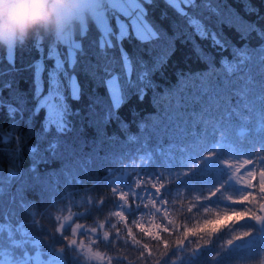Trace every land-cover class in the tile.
Wrapping results in <instances>:
<instances>
[{
	"label": "snow or ice",
	"instance_id": "6c2138e0",
	"mask_svg": "<svg viewBox=\"0 0 264 264\" xmlns=\"http://www.w3.org/2000/svg\"><path fill=\"white\" fill-rule=\"evenodd\" d=\"M51 6L63 23L59 31L37 32L27 41L36 57L17 67L23 41L0 57L6 65L0 67V109L11 128L0 127V144L11 161L6 172L0 170V264H195L205 250L210 264H229L236 255H246V264L258 259L264 264V0L260 6L244 0L245 14L255 19H245L229 0H67ZM158 8L160 23L150 15ZM169 8L180 21L170 19ZM226 32H235L241 46ZM253 33L259 40L255 48L247 43ZM181 37L207 64V71L177 77L175 107L199 106L190 113L191 131L181 129L178 143L153 150L149 141L158 133L145 134L148 125L140 122L141 135L127 136L138 144L135 151L121 153L116 166L92 177L85 162L91 164L92 154L119 139L108 134L111 123L127 132L130 121L120 110L133 96L142 102L148 90L155 91L154 77L163 73ZM197 37L221 52L230 49L232 58L222 57L216 68ZM133 41L130 54L125 43ZM21 71L31 73L29 90L19 87ZM82 78L95 86L90 94ZM85 97L84 108L74 107ZM22 128L36 141L27 149L32 159L27 169L16 163L25 148L23 133L17 135ZM55 161L61 162L59 170L40 172L41 164ZM193 173L202 181L216 176V183L182 182ZM59 174L91 187L79 201L61 195L59 215L49 216L25 193L46 191L48 179ZM17 209L23 220L16 218ZM229 214L236 219L222 231L217 221ZM45 217L48 225L41 223ZM89 219L90 224L80 223ZM77 237H87L88 244Z\"/></svg>",
	"mask_w": 264,
	"mask_h": 264
},
{
	"label": "trees",
	"instance_id": "16d2710c",
	"mask_svg": "<svg viewBox=\"0 0 264 264\" xmlns=\"http://www.w3.org/2000/svg\"><path fill=\"white\" fill-rule=\"evenodd\" d=\"M232 4L233 8H235L240 15L244 16L245 19H255V17H248L244 12V0H229ZM253 2L257 5H261V0H253ZM163 4H161V8ZM161 9H155L150 13L151 18L155 20L157 23H160L159 16H160ZM168 16L171 20L180 21L179 16L172 10L168 9ZM115 22L113 21V24ZM90 32L89 35L91 37H95L96 30L92 26L91 22H89ZM186 28V25L180 22L179 30H183ZM38 32H52L55 33V25H49L47 30L40 28L37 29ZM190 31V29H189ZM228 38L232 41V43L237 44V46H241L243 42L238 40L237 35L235 32H226ZM29 40V39H28ZM27 40V41H28ZM26 41V46L23 49L18 48L16 52V64L17 67H22L27 65L33 58L36 57V52L31 49L30 42ZM196 43L200 45L206 52H210L215 58V66L216 68H220L221 66V59L222 57H228L231 59V50L227 51H219L217 49H213L209 47V42L207 40H200L198 37L196 38ZM249 47H257L259 44V40L256 38L255 33L247 41ZM125 47L129 51L130 54H133L136 49V44L133 41L132 43H125ZM177 51L171 57L168 62V65L163 70V73H157L154 77L156 84L158 87L153 90H148L147 94L142 102L138 101L135 96L126 104L121 110L120 115L124 118L125 121H130L129 128L127 132L122 131L121 128L118 126L117 122H113L108 127L107 131L109 135L115 134L119 139L115 142L108 143L106 142L103 148L100 150L99 154H92V163L87 164L85 162L84 166L89 169V174L92 177L96 176H103V168L109 167L111 165H116L118 160L116 159L121 153L128 152V151H135L138 147L136 143H129L127 141L128 135H137L140 136V130L138 128V123L143 122L148 125V128L145 130V134H149L152 129H155L158 135H153L151 140L149 141V147L155 150L156 147H162L167 149L168 145L171 143H178L180 136H181V129L185 131H191V116L190 113L195 109L199 111V106H192V105H185V107L177 109L175 107L176 99L180 95L179 89L180 85L178 84L177 77L180 73H198L207 71V64L200 60L195 52L193 51V47L191 43H186L184 37H181L176 44ZM93 52L95 50L93 49ZM5 54V47L0 46V57H3ZM113 55L119 57V52L116 51ZM5 64H0V67H5ZM19 87L23 90H29L32 84L31 73L26 71H21L19 76ZM83 80V78H82ZM83 84L85 89L90 94L91 91L95 88L90 80L84 79ZM101 95H106L104 88L96 89ZM187 91V89H185ZM158 97V102L153 103V97ZM87 103V97L83 98L82 101L78 104H75L74 107L84 108ZM135 112L136 115L133 116L132 113ZM171 116V121L168 117ZM37 124V128H38ZM0 127H2L4 132L11 131L10 128V121L4 109H0ZM197 131H200V126H197ZM21 132L25 137V148L22 152L20 158L16 161L20 165V167L27 169L31 163L32 159L30 154L28 153L27 149L29 147L34 146L36 143L35 138L29 136V129L22 128L17 131V135H20ZM142 139V137H141ZM243 146L247 148L249 145L247 140L243 142ZM10 147H15V144L12 143ZM4 148L3 144H0V170L7 171L9 167H11L10 158L7 157L2 150ZM91 149L86 148L85 153H90ZM157 164H162L163 161L157 159ZM61 168V162L55 161L48 164H41L40 165V172L44 173L46 171H51L52 169L59 170ZM83 175V173H80ZM64 177V176H63ZM217 177L216 176H209L206 181H202L200 175L198 173H193L191 177L185 178L182 181L185 184L196 183L197 185L201 183H206L207 185H213L216 183ZM49 187L48 189H53L54 193L51 196L56 198V203L53 205L52 200L49 199V194H47L48 189L44 192L37 191H29L25 193L27 200L30 202H41L40 210L47 211V214L50 215H59L57 209L62 206L63 202L59 199L61 195L68 196L69 200L75 202L79 201L80 198L85 195V188L91 187V185L87 182L84 184L76 183L74 186L71 187L69 181L67 179L66 183L63 186H60V182L63 181L57 176L50 177L48 179ZM43 198V199H42ZM76 211L78 209L74 208ZM99 215V214H97ZM16 218L18 220H23L24 214L19 209L16 210ZM175 219V218H174ZM232 219H236L233 214H229L227 219L221 217L220 220L217 221V227H220L222 231H226L223 228V225L229 223ZM179 222V221H178ZM41 223L48 225L49 221L48 218H42ZM80 223H91V219L87 221H80ZM243 223V221H241ZM151 225V224H150ZM149 225V226H150ZM50 226V225H49ZM242 230L247 231V227H243ZM134 234L138 232V228H133ZM140 238V237H138ZM230 237H225V239ZM82 239L84 244H88V238H80ZM215 239V237H213ZM143 241L147 242V239L144 238ZM57 247H61V245H57ZM208 250L199 257V259L195 262V264H210L208 261ZM236 259L237 262H233ZM264 259V258H261ZM247 256L246 255H236L234 256L229 264H246ZM255 264H260V260L258 259L255 261Z\"/></svg>",
	"mask_w": 264,
	"mask_h": 264
},
{
	"label": "clouds",
	"instance_id": "9594fccd",
	"mask_svg": "<svg viewBox=\"0 0 264 264\" xmlns=\"http://www.w3.org/2000/svg\"><path fill=\"white\" fill-rule=\"evenodd\" d=\"M36 0H0V46H14L26 42L37 29L57 24L55 9L41 0V7H34Z\"/></svg>",
	"mask_w": 264,
	"mask_h": 264
},
{
	"label": "rangeland",
	"instance_id": "374dc122",
	"mask_svg": "<svg viewBox=\"0 0 264 264\" xmlns=\"http://www.w3.org/2000/svg\"><path fill=\"white\" fill-rule=\"evenodd\" d=\"M36 2H41V0H36ZM43 2L52 5V4H54V3H61V4H63V3H66L67 1H62V0H43ZM77 2H79V0H77ZM55 20L57 21L56 14H55ZM57 22H58V21H57ZM61 23H63V22L61 21V22H58L57 24H54V25H55V30H56V32L59 31V29H60V27H61ZM112 23H113V22H112ZM73 30H74V31L76 30V29H75V26H74V29H73ZM111 167H112V166H111ZM113 167H114V166H113ZM77 170H78V168H77ZM70 175H71V173H70ZM58 177L63 181V184H62V182H60V186H63V185L66 183L67 178L63 177L62 174H59ZM48 184H49V181H48ZM69 184H71V187H72V186H74L76 183L73 181L72 183H69ZM47 192H48L47 194L51 195V194L54 193V190L49 188ZM85 194H86V193H85ZM81 199H82V197L80 198V200H81ZM71 211L75 212L76 210H75L74 208H71ZM141 223H144V221H138V224L141 225ZM147 225H150V224H147ZM143 226H145V224H143ZM77 239H78V237H77ZM83 242H84V241H83ZM142 242H145V241H142ZM237 261H238V260H237ZM237 261H236V259H235L233 262H237Z\"/></svg>",
	"mask_w": 264,
	"mask_h": 264
},
{
	"label": "built area",
	"instance_id": "2783aa9c",
	"mask_svg": "<svg viewBox=\"0 0 264 264\" xmlns=\"http://www.w3.org/2000/svg\"><path fill=\"white\" fill-rule=\"evenodd\" d=\"M62 1H67V0H62Z\"/></svg>",
	"mask_w": 264,
	"mask_h": 264
}]
</instances>
